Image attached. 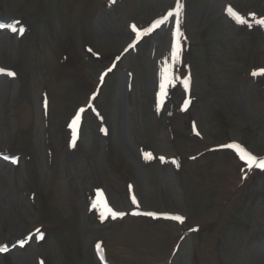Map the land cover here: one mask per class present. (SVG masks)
I'll return each instance as SVG.
<instances>
[{
	"label": "rangeland",
	"instance_id": "374dc122",
	"mask_svg": "<svg viewBox=\"0 0 264 264\" xmlns=\"http://www.w3.org/2000/svg\"><path fill=\"white\" fill-rule=\"evenodd\" d=\"M179 3L0 0V264H264V0Z\"/></svg>",
	"mask_w": 264,
	"mask_h": 264
},
{
	"label": "snow or ice",
	"instance_id": "6c2138e0",
	"mask_svg": "<svg viewBox=\"0 0 264 264\" xmlns=\"http://www.w3.org/2000/svg\"><path fill=\"white\" fill-rule=\"evenodd\" d=\"M177 7H178V9L182 10V5H180L179 0H177ZM228 12L231 13V9H228ZM175 15H179V12L175 13ZM168 16H173V13L169 12ZM168 16L156 21L155 22V27L158 28L160 25L166 23ZM240 22L243 23L244 21H240ZM257 23L260 26H264V20H260ZM2 27H9L10 30L13 31V32L19 31L20 33H22L24 31V29H22V28L17 29L15 26H2V25H0V28H2ZM131 28H132V31L134 33H136V37H135L134 42L129 45L130 48L135 47V43L139 42V40L142 39L143 36L150 35V31L149 30H144V32L141 33L140 31L137 30L135 25H132ZM178 56H179V50H178L177 47L174 46L173 51H172L173 62H177ZM109 70H111V69H109ZM3 72H4V70L0 69V73H3ZM7 75L13 76L14 73L8 72ZM252 75L254 77L257 76V75H264V70H261L259 73L253 72ZM101 79H103V77H101ZM170 83H171V81L167 79V76H165L164 77V81L161 83V89L164 90L165 87H166V84H170ZM184 86H185V89H187V87H188V82L187 81H185ZM83 111H84V109L80 110V112H83ZM80 118H81L80 114L78 113L76 115V117L74 118L73 122H72V128H73L74 134H75V131H76V125H77L78 121L80 120ZM226 147L231 148L234 151H236V153L239 156L240 160L243 161L244 165L247 167V169L249 171H251L253 169H260V170L264 171V160L256 158L251 153L247 152V150H245L239 144L233 143V144L227 145ZM145 156H146V158H148V157H150V154H145ZM133 203H136L135 199H133ZM107 212L113 219H115L118 216L119 217H123V215H124L123 213H118V212L113 211L111 208H108ZM147 215H153V214L148 213ZM102 217H103V214H102ZM164 218L165 219H170L172 221L179 222V223H183V221H184V218L180 217L178 215H171V216H167L166 215ZM40 238L43 239L42 236ZM96 247H97V254L99 255L100 252L102 251L101 246L98 244Z\"/></svg>",
	"mask_w": 264,
	"mask_h": 264
}]
</instances>
